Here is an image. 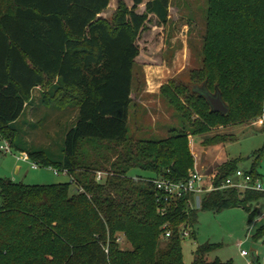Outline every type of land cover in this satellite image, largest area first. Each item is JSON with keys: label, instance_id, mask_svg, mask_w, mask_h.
Returning a JSON list of instances; mask_svg holds the SVG:
<instances>
[{"label": "trees", "instance_id": "trees-1", "mask_svg": "<svg viewBox=\"0 0 264 264\" xmlns=\"http://www.w3.org/2000/svg\"><path fill=\"white\" fill-rule=\"evenodd\" d=\"M110 1L0 0V137L41 167L67 168L75 179L29 185L0 178V264H231L209 260L210 243L197 248L191 263L183 261V231L196 234L193 195L159 201L152 179L189 176L194 167L189 136L262 114L264 0H209L201 86L210 93L218 90L228 112L213 111L192 87L197 102L179 105L181 126L160 139L129 136L128 117L138 40L152 17L167 23L170 0H133L131 6L120 0L108 20L100 14ZM40 88L43 104L77 110L60 158L22 143L16 127ZM225 141L215 134L202 144ZM251 157L247 172L261 178L257 167L264 144ZM238 162L232 158L218 165L214 185L232 175ZM97 171L107 175L98 181ZM263 197L264 191L224 188L205 193L200 206L213 211L243 207L251 222ZM257 235L264 239V225ZM119 236L130 247H122Z\"/></svg>", "mask_w": 264, "mask_h": 264}, {"label": "rangeland", "instance_id": "rangeland-1", "mask_svg": "<svg viewBox=\"0 0 264 264\" xmlns=\"http://www.w3.org/2000/svg\"><path fill=\"white\" fill-rule=\"evenodd\" d=\"M119 1L111 0L101 17L112 20ZM124 1L129 6L133 3V0ZM208 9L209 0H170L167 23L162 25L154 17L148 22V29L138 40L141 51L134 70L129 136L142 139L167 137L171 128L181 126L178 106L187 104L189 99L197 102L192 87L201 86L204 82L205 49L209 38ZM138 10L143 11L144 6L141 5ZM42 92V88L34 91V101L16 122V127L22 143L43 149L56 159L62 156L65 135L75 125L77 110L70 106L43 104ZM140 100L144 103L140 104ZM199 102L208 112V106ZM262 114L255 120L210 126L207 134L189 136L188 145L194 157L193 170L197 169L209 177L218 165L232 158L238 159L239 168L249 170L253 162L251 154L264 144ZM193 118H198V115L194 113ZM215 134L225 136L226 141L212 146L202 144L207 136ZM86 147L89 148L88 145ZM13 152L15 155L0 152V178L29 185L71 181L70 176L57 175L49 167H33L17 159L23 151ZM257 170L264 190V158ZM70 191H76L75 184L70 185ZM198 196L203 197L201 194ZM255 205L259 214L249 222L243 207L213 211L202 209L195 202L193 208L197 211V222L192 230L196 234L182 240L183 261L191 263L197 248L210 243L212 248L206 254L209 260L250 264L254 254L258 257V264H264V239L257 235L264 225V197ZM119 243L122 247H130L123 236ZM242 250L248 255H242Z\"/></svg>", "mask_w": 264, "mask_h": 264}, {"label": "built area", "instance_id": "built-area-1", "mask_svg": "<svg viewBox=\"0 0 264 264\" xmlns=\"http://www.w3.org/2000/svg\"><path fill=\"white\" fill-rule=\"evenodd\" d=\"M261 120L264 121V110L261 116ZM0 140V152L5 154H14L13 147L11 146L10 141L2 137H0ZM20 154L21 156H17L18 159L28 162L33 167H41L38 162L31 160L27 152H20ZM49 168L57 175L65 174L70 176L71 182H75L74 177L67 168H58L55 166H49ZM106 175V172L97 171L96 179L98 181H101ZM152 183L160 193V197L158 200L166 203H169L171 202V200L178 199L184 195L191 194L195 196L196 199H198V201L196 200V202L200 205L202 197L200 198L198 195H204L205 193L212 190L224 188H233L240 192H245L247 190L264 191L261 178L253 177L252 174L242 168H238L232 175L228 176L224 181H222L219 186L214 185L212 175L206 177L202 174L201 171L197 169L192 170L185 180L174 181L168 178L158 177L152 179ZM79 191H83V189L80 187ZM194 203L192 200L190 201L192 208L194 207ZM164 236L169 237L170 231L167 230ZM182 236L184 238L188 237L189 230L185 229ZM121 237L122 236H119L117 238L118 242L121 241ZM106 251H108V249H106ZM241 253L244 256L248 255L247 251L245 250H242Z\"/></svg>", "mask_w": 264, "mask_h": 264}, {"label": "water", "instance_id": "water-1", "mask_svg": "<svg viewBox=\"0 0 264 264\" xmlns=\"http://www.w3.org/2000/svg\"><path fill=\"white\" fill-rule=\"evenodd\" d=\"M193 88L197 91L202 92L206 96L213 111L221 112L224 114L228 112V106L223 101L221 94L218 90L215 91L214 93H210L207 91L205 85L203 86L194 85ZM252 259L254 261L256 260V256L254 254H252Z\"/></svg>", "mask_w": 264, "mask_h": 264}, {"label": "crops", "instance_id": "crops-1", "mask_svg": "<svg viewBox=\"0 0 264 264\" xmlns=\"http://www.w3.org/2000/svg\"><path fill=\"white\" fill-rule=\"evenodd\" d=\"M140 102V104L141 103H144V102H142L141 100L139 101ZM30 107V105H28L27 107H26V109H28ZM18 159V158H17ZM20 168L17 166V170H19ZM261 180H262V178H261ZM196 200L198 201V199H196L195 198V196H193V199H192V201H193V203L194 202H196ZM255 206H257V205H255ZM247 256V255H246ZM258 261V257L256 256V260L254 261L253 259H252V264H257L256 262Z\"/></svg>", "mask_w": 264, "mask_h": 264}]
</instances>
